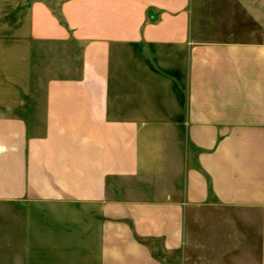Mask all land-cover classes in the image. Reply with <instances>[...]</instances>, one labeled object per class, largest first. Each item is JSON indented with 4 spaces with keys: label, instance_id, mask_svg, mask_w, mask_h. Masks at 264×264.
<instances>
[{
    "label": "crops",
    "instance_id": "crops-1",
    "mask_svg": "<svg viewBox=\"0 0 264 264\" xmlns=\"http://www.w3.org/2000/svg\"><path fill=\"white\" fill-rule=\"evenodd\" d=\"M199 214L264 264V0H0V264H183Z\"/></svg>",
    "mask_w": 264,
    "mask_h": 264
},
{
    "label": "rangeland",
    "instance_id": "rangeland-1",
    "mask_svg": "<svg viewBox=\"0 0 264 264\" xmlns=\"http://www.w3.org/2000/svg\"><path fill=\"white\" fill-rule=\"evenodd\" d=\"M219 235L221 228L217 217L210 214L192 217L188 220L186 243L180 261L183 264H209L212 257L218 262L216 258L221 245L216 238Z\"/></svg>",
    "mask_w": 264,
    "mask_h": 264
}]
</instances>
